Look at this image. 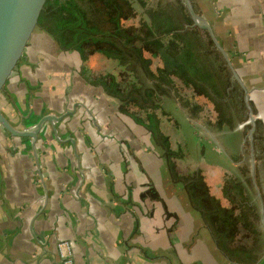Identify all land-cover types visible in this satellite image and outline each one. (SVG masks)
<instances>
[{
  "label": "crops",
  "instance_id": "crops-1",
  "mask_svg": "<svg viewBox=\"0 0 264 264\" xmlns=\"http://www.w3.org/2000/svg\"><path fill=\"white\" fill-rule=\"evenodd\" d=\"M191 3L225 52L208 31L191 25L208 49L213 77L206 86L236 82L241 96L242 84L252 95L261 92L257 99L262 96L264 103V0ZM176 6L183 9L185 1ZM80 64L76 53L36 32L1 94L0 110L19 129L32 128L47 114L61 115L73 102L83 105L57 122V131L45 124L36 154L30 138L12 137L0 125V264H62L63 242L69 243L72 264H264V221L257 204L239 219L253 235L246 237L255 243L252 259L232 258L182 192H170L165 179L147 175L152 147L139 139L131 142L134 159L123 154L120 141L130 144L136 128L113 124L119 101L85 79ZM139 130L151 142L148 130ZM259 167L264 172V161ZM243 240L239 247L246 245Z\"/></svg>",
  "mask_w": 264,
  "mask_h": 264
},
{
  "label": "trees",
  "instance_id": "trees-1",
  "mask_svg": "<svg viewBox=\"0 0 264 264\" xmlns=\"http://www.w3.org/2000/svg\"><path fill=\"white\" fill-rule=\"evenodd\" d=\"M135 12L132 0H47L38 27L61 50L79 56L85 78L117 99L119 112L151 131L165 147L169 168L186 179L191 200L203 213L220 249L248 261L255 243L247 240L253 235L239 222L247 210L232 188L239 187L234 174L216 176L207 169L191 168L183 153L173 149L169 111L161 104V94L186 89L209 105L206 84L213 73L208 69V49L195 39L186 7L175 10L158 2L148 7L147 19L136 18ZM183 21L189 25L187 30ZM138 65L150 75L151 87H145ZM96 68L100 72L94 74ZM242 239L246 245L239 247Z\"/></svg>",
  "mask_w": 264,
  "mask_h": 264
},
{
  "label": "rangeland",
  "instance_id": "rangeland-1",
  "mask_svg": "<svg viewBox=\"0 0 264 264\" xmlns=\"http://www.w3.org/2000/svg\"><path fill=\"white\" fill-rule=\"evenodd\" d=\"M158 2L163 7L169 6L177 10L179 8L176 4L177 2L179 4L182 0H146V5H142L145 0H132L136 11L135 17L143 15L147 19L146 11L148 7L151 8L153 4ZM183 22L185 23V21ZM36 32L44 33L49 38H52L49 33L39 27ZM204 38L205 43H208V36H204ZM211 60L216 61L217 58L213 56ZM137 69L145 87H151L152 80L150 75L140 65H138ZM99 72L100 70L97 68L93 71L94 74ZM234 77L235 81H238L237 73H234ZM77 81H80V79L77 78L75 82ZM225 81L227 80L225 79ZM241 86L245 93L244 96H241L240 85L236 82H229L228 85L223 83L222 87L218 88L221 91H216L212 87L208 88L211 97L209 105H206L200 96L194 95L189 90L183 89L179 92L175 89L167 95L160 93L161 104L169 111L171 122L169 124V132L174 138L171 141L173 149L183 153L184 159L187 160L191 168L207 169L211 171L212 175L215 174L216 176L222 172L233 173L236 180L235 183L239 184L238 189L232 187L235 193L236 190L238 191L237 197L242 198L245 209L249 211H256V203L259 208V220L263 222L264 183L262 177L264 172L260 169L259 164L264 161V154H261L264 152V103L261 102L262 96L257 99V95L261 92L257 91L256 94L252 95L249 89L243 88L242 84ZM75 103L73 102L71 109L67 110H72ZM78 106L81 105L78 104ZM83 108L92 118L90 110L86 109L85 106ZM119 114L118 117L116 114L113 115V124H125L126 128H129L126 123H132L136 128V132L134 131L136 138H131L130 144L120 141V146H123V154L128 159H134L130 151L131 146H133L131 142L135 141L137 144L141 143L139 139L142 142L145 141L149 147H152L151 157L145 159L152 162V168H147V175L150 177L160 176L165 179L170 192L174 191L175 188L178 193L182 192L185 202L195 212L200 214L203 224L210 227L201 210L193 204L188 192L186 179L179 176L177 172L173 173L169 168L165 147L157 142L148 129L151 142L149 138L144 139L141 137V130L139 129L140 127H145L137 123L132 117L121 112ZM70 116L68 115L67 117ZM124 116L131 120H126ZM131 129L133 130V127L130 126ZM154 164L157 167L160 166L158 171ZM159 164H162V166ZM261 166L263 165L261 164ZM223 187L226 190L227 186L224 185ZM195 203L200 207L199 203Z\"/></svg>",
  "mask_w": 264,
  "mask_h": 264
},
{
  "label": "water",
  "instance_id": "water-1",
  "mask_svg": "<svg viewBox=\"0 0 264 264\" xmlns=\"http://www.w3.org/2000/svg\"><path fill=\"white\" fill-rule=\"evenodd\" d=\"M184 1L193 24L202 30L208 31L212 41L225 54L209 23L200 19L193 8L191 0ZM46 3L47 0H0V96L26 55L30 42L39 26ZM78 104L83 105L81 102H76L72 110H67L61 115L47 114L43 116L29 129L15 127L0 110V125L12 137L30 138L36 154V144L45 124L50 123L57 131L56 123L62 121L68 115H73ZM92 118L96 121L93 114ZM36 160L39 165L37 156Z\"/></svg>",
  "mask_w": 264,
  "mask_h": 264
},
{
  "label": "built area",
  "instance_id": "built-area-1",
  "mask_svg": "<svg viewBox=\"0 0 264 264\" xmlns=\"http://www.w3.org/2000/svg\"><path fill=\"white\" fill-rule=\"evenodd\" d=\"M60 251L63 256L62 264H72L71 251L68 242H63L60 244Z\"/></svg>",
  "mask_w": 264,
  "mask_h": 264
}]
</instances>
